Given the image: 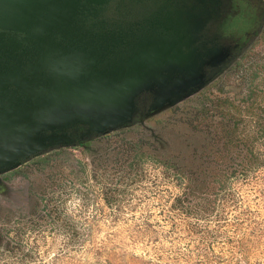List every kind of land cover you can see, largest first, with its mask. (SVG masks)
I'll return each instance as SVG.
<instances>
[{"label":"rangeland","instance_id":"374dc122","mask_svg":"<svg viewBox=\"0 0 264 264\" xmlns=\"http://www.w3.org/2000/svg\"><path fill=\"white\" fill-rule=\"evenodd\" d=\"M187 91L148 112L137 97L129 124L86 141L43 132L59 143L0 173V264H264V19ZM191 175L210 203L184 210Z\"/></svg>","mask_w":264,"mask_h":264},{"label":"water","instance_id":"95a60500","mask_svg":"<svg viewBox=\"0 0 264 264\" xmlns=\"http://www.w3.org/2000/svg\"><path fill=\"white\" fill-rule=\"evenodd\" d=\"M76 4L0 0V173L59 143L42 138L45 131L82 124L96 135L105 134L133 120L135 99L145 91L158 86L171 100L189 90L184 79L167 85L179 91L166 90L169 78L163 74L181 68L191 80V65L177 57L167 59L160 50L135 55L111 71L97 69L101 58L94 56L93 48L76 50L71 44L57 51L53 36L68 25ZM13 31L26 33L39 46L24 67L9 66L12 58L4 57L5 32Z\"/></svg>","mask_w":264,"mask_h":264},{"label":"flooded vegetation","instance_id":"af4514ba","mask_svg":"<svg viewBox=\"0 0 264 264\" xmlns=\"http://www.w3.org/2000/svg\"><path fill=\"white\" fill-rule=\"evenodd\" d=\"M68 25L55 32L56 50L71 44L76 50L93 48L101 58L98 70L111 71L135 55L160 50L165 58H179L191 65L187 72L176 68L163 76L185 80L189 91L199 90L231 65L248 48L262 27L264 0H75ZM1 33V30H0ZM20 31L5 32L1 46L9 66L28 65L39 46ZM190 76V75H189ZM192 81V82H191ZM160 87L136 99V111L148 112ZM68 142L91 136L82 124L71 125L54 135Z\"/></svg>","mask_w":264,"mask_h":264},{"label":"trees","instance_id":"16d2710c","mask_svg":"<svg viewBox=\"0 0 264 264\" xmlns=\"http://www.w3.org/2000/svg\"><path fill=\"white\" fill-rule=\"evenodd\" d=\"M232 160H234V158ZM195 178L198 177L196 175H191L190 182H192V185L184 193V197L178 200V205H180L184 210H197L198 208H201L203 206V202L205 204L210 203L209 197L203 195V193H201L199 189L200 185L204 184L203 181ZM196 184H198L197 187H194L193 185ZM196 203H199V205H196Z\"/></svg>","mask_w":264,"mask_h":264}]
</instances>
